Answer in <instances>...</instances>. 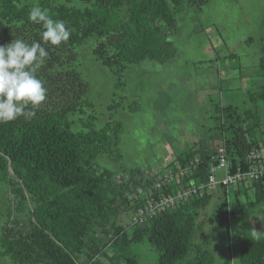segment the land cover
<instances>
[{"label":"trees","instance_id":"trees-1","mask_svg":"<svg viewBox=\"0 0 264 264\" xmlns=\"http://www.w3.org/2000/svg\"><path fill=\"white\" fill-rule=\"evenodd\" d=\"M82 1L86 3L82 7L70 0L39 2L73 31L67 44L45 45L50 58L38 75L48 97L35 117L0 124V180L13 194V214L2 228L0 254L14 264H144L134 246L147 240L157 252L156 264H216L214 251L197 241L201 211L221 192L209 221L215 232L222 227L229 230L230 192L246 185L254 194L250 206L264 204V178L231 191L222 186L203 192L146 224L130 225L122 212L131 216L150 195L159 197L157 175L140 165L122 163L119 123L111 117L103 126L96 124L95 115L87 112L92 105L86 98L88 84L75 65L78 46L91 37L97 38L94 53L115 70L119 81L130 65L171 61L178 53L172 40L178 31V12L186 6L201 11L209 0ZM31 7L24 0H0V45L15 38L29 44L41 39L43 29L28 21ZM254 39L250 37V42ZM256 68L253 79H248L241 63L232 68L230 77L220 78V92L230 91L225 98L232 100L224 104L212 97V123L202 143L197 149L176 152L181 166L196 155L202 158L186 182L209 176L211 151L203 141L221 139L234 170L241 159L248 168L247 152L264 143V40ZM234 79L248 86L246 106L235 102V89L244 86L235 85ZM103 154L121 162L123 171L102 164ZM174 189L172 185L170 190ZM240 238V264H264V233L248 223Z\"/></svg>","mask_w":264,"mask_h":264},{"label":"rangeland","instance_id":"rangeland-1","mask_svg":"<svg viewBox=\"0 0 264 264\" xmlns=\"http://www.w3.org/2000/svg\"><path fill=\"white\" fill-rule=\"evenodd\" d=\"M24 1L32 6L40 2ZM70 1L81 7L86 4L82 0ZM177 25L178 31L172 37L177 55L166 63L146 60L130 65L122 81L94 53L97 38L91 37L77 48L75 65L88 84L86 98L92 102L87 112L95 115L99 126L111 117L117 121L122 163L140 165L155 175L177 164V151L197 149L212 123V97L224 104L232 100L225 98L230 91L220 92L218 88L221 77H230L232 68L240 63L246 67L248 79L256 75L264 40V0H209L201 11L186 6L177 14ZM250 37L255 38L253 42ZM233 82L242 83L238 79ZM242 85L243 90L235 89V102L243 107L249 103H244L248 86ZM203 142L211 151L222 140ZM99 160L119 173L123 171V164L109 155L103 154ZM219 195L213 196L201 211L197 241L214 251L216 264H240L243 227L254 223L264 233V204L250 206L254 194L246 185L230 192L229 230L222 227L221 232H215L209 217L217 211L222 199ZM12 197L9 184L0 180V237L12 213ZM127 212L124 210L121 216L129 223ZM134 249L142 263L156 264L157 252L147 240ZM0 264L14 263L0 254Z\"/></svg>","mask_w":264,"mask_h":264},{"label":"clouds","instance_id":"clouds-1","mask_svg":"<svg viewBox=\"0 0 264 264\" xmlns=\"http://www.w3.org/2000/svg\"><path fill=\"white\" fill-rule=\"evenodd\" d=\"M28 21L43 29L40 40L29 44L15 38L0 45V124L35 117L48 97L45 81L38 75L50 58L45 45L59 48L72 36L63 20L53 19L49 9L38 3L31 7ZM257 233L254 230L253 235Z\"/></svg>","mask_w":264,"mask_h":264},{"label":"built area","instance_id":"built-area-1","mask_svg":"<svg viewBox=\"0 0 264 264\" xmlns=\"http://www.w3.org/2000/svg\"><path fill=\"white\" fill-rule=\"evenodd\" d=\"M210 153L212 161L206 180L192 179L186 182V177H191L198 169L202 161L200 155L190 159L184 166L177 163L175 167L171 166L157 175L155 187L160 193L159 197L150 195L148 200L130 216V225L146 224L159 213L175 209L178 205L195 199L203 192L212 193L222 186L231 191L249 181L264 178V143L252 147L247 152L245 160L248 168H244L241 159L235 170L232 169L231 158L223 142H217ZM172 185L175 188L174 191L170 190Z\"/></svg>","mask_w":264,"mask_h":264}]
</instances>
